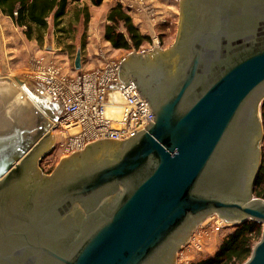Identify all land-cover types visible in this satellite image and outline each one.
Segmentation results:
<instances>
[{"label": "water", "instance_id": "1", "mask_svg": "<svg viewBox=\"0 0 264 264\" xmlns=\"http://www.w3.org/2000/svg\"><path fill=\"white\" fill-rule=\"evenodd\" d=\"M132 52L102 87L135 82L154 118L122 141L72 153L46 177L51 103L0 76V264H175L196 224L255 220L242 264H264L253 197L264 100V0H180L168 50ZM81 52L75 68L80 69ZM182 244V245H181Z\"/></svg>", "mask_w": 264, "mask_h": 264}, {"label": "rangeland", "instance_id": "2", "mask_svg": "<svg viewBox=\"0 0 264 264\" xmlns=\"http://www.w3.org/2000/svg\"><path fill=\"white\" fill-rule=\"evenodd\" d=\"M122 1L126 4L125 1L127 0ZM116 2L123 5L120 0ZM137 4V12L147 16L146 22L142 19L146 25L144 26L145 29L142 28V31L139 28V30L143 35L149 36L150 41L145 42L139 49L130 50H115L111 44H108L106 46L102 45L101 49L99 48L97 51H85L86 37L82 36V31L85 28L88 29V25H83L81 20L77 21L75 16H72L73 14L64 19L65 25L61 27L65 29L63 33L54 28L50 19V26L45 32L42 42L35 38L28 39L24 34V28L14 25L9 17H1L4 21L0 22V76L24 78L26 80L24 89L29 95L36 101L44 100L47 102L43 93V86L29 77L32 60L35 58L54 62L61 67L63 74L73 77L87 68H93L90 71L102 68L108 60H114L118 63L119 60H123L132 52L142 53L143 50L152 49L153 46H158L157 50L171 48L177 40L179 31L180 0L172 2V8L166 9L164 15L160 12V5H156L154 1L143 0V3L138 2ZM72 12H75L74 8H72ZM105 23L104 16L100 17L99 15L96 20V29L105 30ZM120 29L124 30L125 28L121 25ZM104 40L106 39H101L102 42ZM153 41H159V44L153 43ZM79 50L82 66L80 69H76L75 58ZM146 53H149V51ZM88 62H91V67H87ZM54 121L56 126L51 128L50 131L54 145L42 156L41 160H38L35 166L36 169L40 167L39 170L42 173L50 170L51 172L54 171L57 165H60L64 159L71 155V153H67L59 147L58 144L63 138L62 127L57 123V120ZM262 134V139L256 144L261 153V158L264 154L263 124ZM253 197L258 198L254 193ZM218 216L217 213H214L196 224L190 234V242L176 252L175 264H191L209 258L219 249L224 239L234 231L236 224L225 221L222 226L218 225L220 224ZM259 240L252 243L253 247Z\"/></svg>", "mask_w": 264, "mask_h": 264}, {"label": "built area", "instance_id": "3", "mask_svg": "<svg viewBox=\"0 0 264 264\" xmlns=\"http://www.w3.org/2000/svg\"><path fill=\"white\" fill-rule=\"evenodd\" d=\"M138 2L143 3V0H127L122 6L134 10ZM153 43L159 44V41ZM117 71L118 63L108 60L102 68L82 71L70 77L63 74L61 67L54 62L41 58L32 60L29 77L43 86L48 102L59 108L57 123L62 127L63 138L58 145L67 153L82 151L100 140L128 139L154 118L148 101L135 82L115 90V105H110L109 96L102 86L107 85ZM218 218V225L222 226L225 220Z\"/></svg>", "mask_w": 264, "mask_h": 264}, {"label": "trees", "instance_id": "4", "mask_svg": "<svg viewBox=\"0 0 264 264\" xmlns=\"http://www.w3.org/2000/svg\"><path fill=\"white\" fill-rule=\"evenodd\" d=\"M81 0H0V10L11 18L13 23L24 28L28 39L35 38L43 41L44 34L50 26V19L58 31H65L60 27L62 18L66 14L69 3ZM94 5H100L104 0H90ZM82 17L83 25L89 20V8L85 4L76 13V20ZM105 39L115 49H139L150 37L143 35L134 23L130 14L117 3L107 16ZM121 25L125 28L120 29ZM261 118L264 128V100L261 105ZM253 193L264 199V154L255 180ZM263 225L255 220H246L236 224L235 229L222 242L219 249L209 258L191 264H242L251 255L253 242L262 235Z\"/></svg>", "mask_w": 264, "mask_h": 264}, {"label": "crops", "instance_id": "5", "mask_svg": "<svg viewBox=\"0 0 264 264\" xmlns=\"http://www.w3.org/2000/svg\"><path fill=\"white\" fill-rule=\"evenodd\" d=\"M117 0H104L100 5L96 6L94 5L90 0H81V1H75V2H71L69 3L67 10H66V14L63 16L62 18V23L60 25V27H64L65 22L64 19H66L68 16H76V13L78 12V10L84 6L85 4L88 6L89 8V20L87 22L88 25V29H83L82 31V36L86 37V48H84V50H90V51H97L99 48L101 49L102 45L106 46L108 44H110L109 41L104 40V42L101 41V39H105L104 38V34H105V30L103 29H96V20L98 19V16H104L105 18V25L108 23V13L110 11V9L115 6L117 4L116 2ZM152 2L154 1L156 3V5H160L159 9L160 12H162V14H165L166 9H168L169 7L172 8V2H175L177 0H151ZM126 6V5H125ZM72 8L75 9V12H72ZM124 10L131 15L132 19L134 20L135 24L140 28H144V26H146L144 23L146 22L147 16L146 15H141V13L137 12V9H130L127 6L123 7ZM163 14V15H164ZM1 17H8L7 15H4L2 13V11L0 10V22L4 21V19H2ZM10 18V17H9ZM11 19V18H10ZM142 19L145 21L143 22ZM81 22H82V17H81ZM13 22V21H12ZM14 24V23H13ZM15 25V24H14ZM64 29V28H62ZM145 29V28H144ZM65 30V29H64ZM143 31V29H142ZM63 33V31H60ZM100 41V42H99ZM105 43V44H104ZM115 49V48H113ZM115 50H124V49H115ZM98 55V54H97ZM92 56V55H90ZM93 61V59H92ZM87 67H91V62L87 63ZM93 68H87L84 69L85 71H90ZM83 70V71H84Z\"/></svg>", "mask_w": 264, "mask_h": 264}, {"label": "flooded vegetation", "instance_id": "6", "mask_svg": "<svg viewBox=\"0 0 264 264\" xmlns=\"http://www.w3.org/2000/svg\"><path fill=\"white\" fill-rule=\"evenodd\" d=\"M53 107H54V109H55V111H56V113H58L59 114V108L58 107H56V106H54L53 105ZM44 156V155H43ZM42 159V157L41 158H39V160H41ZM40 163V162H39ZM39 169H41L40 167H39ZM52 172H51V170L49 171V172H43V174H41V176H44V177H46V176H48V175H50Z\"/></svg>", "mask_w": 264, "mask_h": 264}]
</instances>
